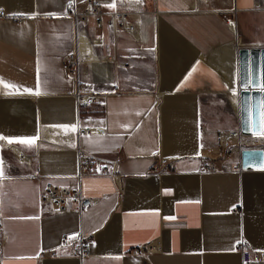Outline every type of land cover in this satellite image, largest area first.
<instances>
[{"label":"crops","instance_id":"0c3cea01","mask_svg":"<svg viewBox=\"0 0 264 264\" xmlns=\"http://www.w3.org/2000/svg\"><path fill=\"white\" fill-rule=\"evenodd\" d=\"M67 1L0 0V136L37 137L0 139V264H240L236 241L264 250V169H236L238 152L220 157L214 139L237 127L235 50L264 47V0H139L140 39L89 18V60L72 75L60 66L75 47ZM78 82L95 95L84 106ZM78 151L114 159L118 177L76 175ZM158 157L172 168L151 171ZM211 158L227 167L202 170ZM45 182L93 200L52 210L38 202ZM77 234L88 255L37 257Z\"/></svg>","mask_w":264,"mask_h":264},{"label":"built area","instance_id":"2783aa9c","mask_svg":"<svg viewBox=\"0 0 264 264\" xmlns=\"http://www.w3.org/2000/svg\"><path fill=\"white\" fill-rule=\"evenodd\" d=\"M115 4L114 8L107 7L102 9L100 3L95 0H82L81 2L73 1L72 6L69 7V1L66 2L63 15L70 18L75 25V47L68 51L62 61L61 68L72 75L71 66L76 65L80 61L89 60L86 50L90 48V43L85 41L86 45L80 47L78 42L79 33L83 32V24L91 18L95 26L99 27L103 18L106 24L112 28H119L125 30L131 37L140 39L139 34V7L138 0H110L106 5ZM2 7H0V18L5 17ZM231 22V21H229ZM228 22V23H229ZM84 33V32H83ZM89 41V40H88ZM236 101V91L232 90ZM75 96H77V104L84 106L95 99V95L85 91L83 83L78 82L75 86ZM236 113V112H235ZM100 127H79L78 133H99ZM215 143L220 149V157H226L231 152H238L241 148H263L264 137L253 134H242L238 128H219L214 131ZM215 158H211L201 167L202 170L213 171L217 169H224L227 167L226 163H214ZM218 164V166H217ZM164 167L172 168V161L165 160L162 157L156 158L151 171L157 172ZM235 168L239 169L238 163ZM76 175L82 174H107L118 177L115 171L114 159H103L95 156L85 154L81 151L77 152ZM1 178V177H0ZM93 199L82 196L76 189H67L65 187L55 186L50 182H45L38 194L39 203H47L52 210L65 211L72 210L78 212L83 207L89 205ZM74 237V238H73ZM73 237L62 235L59 237L56 245L47 249L41 250L37 257H59L66 254L76 256L78 258L88 255L89 239L85 235L77 234ZM5 241V233L1 226L0 213V252L1 247ZM65 247L66 252H60V249ZM233 248L239 252L240 264H250V258L259 259L264 257V250L249 249L243 241H236L233 243Z\"/></svg>","mask_w":264,"mask_h":264},{"label":"water","instance_id":"95a60500","mask_svg":"<svg viewBox=\"0 0 264 264\" xmlns=\"http://www.w3.org/2000/svg\"><path fill=\"white\" fill-rule=\"evenodd\" d=\"M236 101L238 131L253 134L264 115V47H238L235 50ZM241 168H260L264 165L263 148H241L238 151Z\"/></svg>","mask_w":264,"mask_h":264},{"label":"snow or ice","instance_id":"6c2138e0","mask_svg":"<svg viewBox=\"0 0 264 264\" xmlns=\"http://www.w3.org/2000/svg\"><path fill=\"white\" fill-rule=\"evenodd\" d=\"M138 2H139V0H138ZM72 3H73V0H69V7L72 6ZM106 6L110 7V8H114L115 4L113 3V4L106 5ZM19 15H25V14L20 13ZM34 15L35 14H33V18H34ZM0 83H3V82L0 81ZM4 87H6V88H14L15 86L14 85H10V84H4ZM261 90L264 91V88H262ZM25 91L30 93V94L41 95V92L39 90V84L37 86V89L34 92L31 89H25ZM9 94H12V93H9ZM57 127L64 128L66 131L67 130H71V131H75L76 130V126L75 125H73V126L57 125ZM252 130H253V135L264 137V115H262L259 125L257 126V125L254 124ZM0 139H6L9 144L19 143V144H24V145H27V146H32L35 143L37 137H9V138H5V137L0 136ZM201 147H203V145H201ZM261 168L264 169V165H261ZM0 175H2V171H0ZM233 207H236V206L234 205Z\"/></svg>","mask_w":264,"mask_h":264},{"label":"rangeland","instance_id":"374dc122","mask_svg":"<svg viewBox=\"0 0 264 264\" xmlns=\"http://www.w3.org/2000/svg\"><path fill=\"white\" fill-rule=\"evenodd\" d=\"M233 124H231V127H232ZM229 126V125H228ZM234 126V125H233ZM215 139V138H214ZM220 150V149H219ZM221 153V152H220Z\"/></svg>","mask_w":264,"mask_h":264},{"label":"bare ground","instance_id":"6f19581e","mask_svg":"<svg viewBox=\"0 0 264 264\" xmlns=\"http://www.w3.org/2000/svg\"><path fill=\"white\" fill-rule=\"evenodd\" d=\"M237 103V102H236Z\"/></svg>","mask_w":264,"mask_h":264}]
</instances>
